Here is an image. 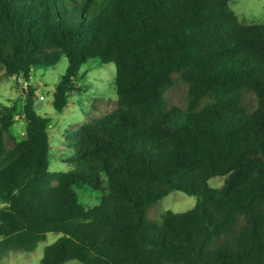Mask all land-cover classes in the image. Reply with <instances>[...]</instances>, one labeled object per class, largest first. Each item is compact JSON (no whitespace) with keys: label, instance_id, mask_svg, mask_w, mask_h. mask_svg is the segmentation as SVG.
<instances>
[{"label":"trees","instance_id":"16d2710c","mask_svg":"<svg viewBox=\"0 0 264 264\" xmlns=\"http://www.w3.org/2000/svg\"><path fill=\"white\" fill-rule=\"evenodd\" d=\"M63 57L58 111L90 61L116 64L118 98L72 128L73 167L51 170L32 78ZM1 71L22 95L0 101V264L50 232L43 264H264V22L231 0H0ZM179 81L186 107L169 96ZM176 190L195 206L151 218Z\"/></svg>","mask_w":264,"mask_h":264},{"label":"rangeland","instance_id":"374dc122","mask_svg":"<svg viewBox=\"0 0 264 264\" xmlns=\"http://www.w3.org/2000/svg\"><path fill=\"white\" fill-rule=\"evenodd\" d=\"M232 7L239 14L243 22L255 23L264 22V0H231ZM68 67L67 57L56 67H40L34 70L32 82L38 86V93L44 99L38 107V111L51 118V143L52 157L51 170H70L72 163L63 160L71 148L69 143L73 140L72 128L78 127L82 122L90 120L94 115H100L103 112L110 111L115 107V101L118 98L116 91V64L114 62L100 63L90 61L83 65L82 71L87 70L83 80L79 82V89L70 95L69 104L63 111H58L53 103V95L56 84L61 75L65 73ZM22 91L15 86L13 77H6L4 72H0V101L3 103H12L20 98ZM173 102L186 107L187 102V84L179 81L177 88L169 92ZM103 109H95V105H103ZM1 106V105H0ZM16 135L24 134L23 122H19L14 129ZM13 139L8 140L12 145ZM224 176H215L210 179V184L214 187H220L224 183ZM97 194H82L81 198L87 204L97 202ZM197 197L186 194L181 190L170 192L160 199L154 206L149 208L151 218L161 221L165 211L171 209L176 212H184L195 206ZM60 233L50 232L46 240L39 243L37 248L31 252L13 251L3 259L4 264H43L42 257L45 247L54 242ZM65 264H84L77 260H71Z\"/></svg>","mask_w":264,"mask_h":264}]
</instances>
